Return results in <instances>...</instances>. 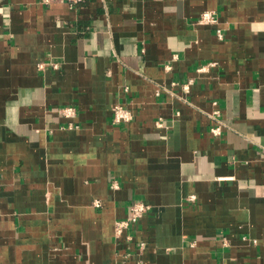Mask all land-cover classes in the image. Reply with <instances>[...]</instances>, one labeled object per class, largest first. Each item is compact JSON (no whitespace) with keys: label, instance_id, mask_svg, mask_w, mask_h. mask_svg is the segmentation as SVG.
Here are the masks:
<instances>
[{"label":"crops","instance_id":"obj_1","mask_svg":"<svg viewBox=\"0 0 264 264\" xmlns=\"http://www.w3.org/2000/svg\"><path fill=\"white\" fill-rule=\"evenodd\" d=\"M0 264H264V0H0Z\"/></svg>","mask_w":264,"mask_h":264},{"label":"built area","instance_id":"obj_2","mask_svg":"<svg viewBox=\"0 0 264 264\" xmlns=\"http://www.w3.org/2000/svg\"><path fill=\"white\" fill-rule=\"evenodd\" d=\"M42 3L44 4H50L54 1H67L71 4H75L78 3L81 0H40ZM198 22L201 24H208V25H214L215 31H216V35L222 39L224 36L223 33V29L221 27L218 26L219 23V19H218V14L216 13V11H212V10H207L204 11L203 13H201ZM214 64V63H211ZM210 64V65H211ZM206 66L200 67L199 71L201 70H205ZM185 89H189V84L184 85ZM216 104V102H215ZM113 111V119L115 122H127V121H131L133 119V112L131 109L124 107L123 105L117 104L113 107L112 109ZM61 112L65 115V116H74L75 115V108L74 107H65L61 109ZM214 115L218 116L219 115V110H215L213 112ZM157 125L161 126L162 122L159 119L157 121ZM212 132L214 134H219L221 132V125H215L214 127H212ZM150 206L145 204L144 202L141 201H136L131 205L130 208V214L129 216L121 221H118L116 223L115 226V232L117 235H122L123 232L128 229L130 227V225H132L133 223L137 222L148 210H149Z\"/></svg>","mask_w":264,"mask_h":264}]
</instances>
